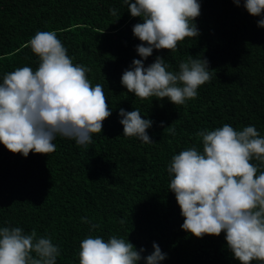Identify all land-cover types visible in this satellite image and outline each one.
<instances>
[{"label": "trees", "instance_id": "1", "mask_svg": "<svg viewBox=\"0 0 264 264\" xmlns=\"http://www.w3.org/2000/svg\"><path fill=\"white\" fill-rule=\"evenodd\" d=\"M198 3L199 36L185 38L174 52L154 49L144 59L147 67L161 56L172 72L189 55L207 59L211 80L195 99L173 105L168 98L141 100L120 82L132 61L142 59L132 32L142 20L130 15L124 0H0V83L17 68L37 70L29 41L38 31H55L73 63L90 69L91 84L103 86L111 111L87 146L58 136L55 152L24 157L0 144V228L35 229L50 238L60 252L56 264H79L83 239L113 235L145 249L142 256L158 244L166 253L160 264H239L225 233L196 238L182 230L168 167L183 150L202 152L197 133L204 130L254 126L264 137V27L243 0L239 6L233 0ZM121 108L138 109L153 122L147 129L153 143L123 135Z\"/></svg>", "mask_w": 264, "mask_h": 264}, {"label": "clouds", "instance_id": "2", "mask_svg": "<svg viewBox=\"0 0 264 264\" xmlns=\"http://www.w3.org/2000/svg\"><path fill=\"white\" fill-rule=\"evenodd\" d=\"M132 17H139L132 32L141 41L134 59L124 70L121 84L141 100L168 98L173 105L195 99L197 89L211 80L207 59L193 58L179 64L178 72L168 70L164 58L157 56L147 67L144 59L153 50L176 51L185 38H196L194 21L200 15L198 0H124ZM237 6L241 0H233ZM243 7L264 27V0H243ZM115 15V10H112ZM38 56L33 71L24 66L7 73L0 83V144L27 157L29 152L47 155L55 152L58 136L78 145L92 143L101 133L103 121L111 115L103 86H93L86 67L74 64L55 31H38L29 41ZM122 117L125 137L153 143L147 133L152 121L138 109ZM172 133L175 129H170ZM203 150L191 147L172 157L168 173L173 177L169 190L175 194L182 230L196 238L225 233L226 246L239 264H264V171L251 161L264 165V137L254 126L235 130L224 124L212 131L197 133ZM259 173V174H258ZM95 227V226H93ZM142 256L123 238L107 241L89 236L82 240L79 264H160L166 259L158 244ZM60 254L50 238L35 229L25 234L20 227L0 228V264H56Z\"/></svg>", "mask_w": 264, "mask_h": 264}]
</instances>
